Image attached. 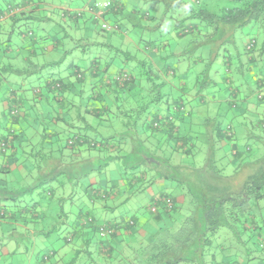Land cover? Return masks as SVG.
Masks as SVG:
<instances>
[{"label": "trees", "instance_id": "obj_1", "mask_svg": "<svg viewBox=\"0 0 264 264\" xmlns=\"http://www.w3.org/2000/svg\"><path fill=\"white\" fill-rule=\"evenodd\" d=\"M5 1L8 7L6 12L0 9V20L8 17L12 24L24 18L31 19L26 16H31L30 8L43 7V0ZM151 1L163 3L170 13L175 11L177 36L192 39L190 44L186 42L181 50H172L169 55L162 56L160 51L166 48L165 42H150L151 49L148 47L146 51L154 52L157 59L171 57L172 60L190 62L187 66L199 69L196 79L203 85L212 83L210 86H216L217 73L231 69L235 60L230 59L232 52L228 48L232 47L236 52L234 57H237L240 52L237 40L242 44L241 38L248 35L251 38L241 48L249 65L248 72H253L254 68L255 58L250 52L256 51V38L262 45L259 55L264 57V0H232L233 6L219 14L209 12L204 6L205 0ZM111 2L107 12L117 14L122 11L117 1ZM15 10L18 14H14ZM58 10L62 20H69L68 23L74 25L98 23L93 17L87 20V14H72L66 8ZM149 13L134 11L141 24L147 23L145 28H149L154 20ZM26 35L19 34L20 38H27ZM251 41L254 45L247 49ZM8 43L0 44L2 71H10L11 75L12 72L24 74L25 71L1 62L2 59L12 60L5 56L13 50V44ZM191 46L200 49L197 57L189 58ZM204 46L209 48L208 60L201 54ZM113 52V58H120L123 64L124 61L134 62L133 67L128 71L123 67L110 74L105 65L96 62L84 71L72 68L74 81L53 75L45 79V96L50 95L53 103L59 105L57 108L49 105L50 116L46 114V108L40 112L31 109L29 112L33 111L34 120L24 122L27 114L22 119L19 114L12 115L16 107L19 112L24 108L23 97L15 91L10 94L9 107L3 116L9 123L0 127V158H14V152L22 147V135L29 128L36 126L34 131L39 134V141L24 157L23 170L32 182L18 183L8 178L3 184L1 175L8 173L0 165L1 243L15 244V255L26 260L33 256L38 264L48 263L64 246H69L76 259L81 254L89 258L94 253L105 258L112 256L115 250L111 249V240L121 227L135 229L134 218L127 222L95 224L91 211L85 212L81 206L71 212L70 207L74 205L77 188L82 189L87 203L93 208L97 202L103 203L105 208L112 207L108 202L117 186L100 189V185L90 178L101 174L110 161L116 160L122 163L124 175L130 174V188H139L141 181L145 186L156 181H163L168 186V192L152 197L148 206V212L157 224L164 221L162 227L149 241L131 246V253L120 257L123 264H240L237 258L245 259L246 264H264V216L258 205L264 198V112H259L263 119L257 124L249 120L248 125H244L246 133L243 136L231 125L222 126L220 117L201 115L198 118L204 119L205 132L198 134L192 131L193 114L183 110L181 95L189 87L186 78L181 84L182 76L172 67L165 73L160 71L152 65L153 59L148 53L130 55L114 48ZM232 67L238 73L235 63ZM211 68L215 69L213 78ZM122 73L129 76L123 83L116 81ZM242 77L246 82L252 79L250 73ZM87 78H90V84L84 83ZM230 82L234 84L231 79ZM263 82L257 81L258 88L263 87ZM170 83H176L180 88L178 101H173V106L169 105V99L174 96ZM80 84L86 85L87 94L80 91L77 95L80 103L73 105L68 99L75 94L74 86ZM232 89L228 104L237 108L239 89L235 86ZM32 91L36 96H43L40 89ZM249 97L251 94L240 101V110L247 111ZM257 99L260 100L259 107H264V97L257 96ZM201 102L198 101L199 106L203 105ZM106 122L109 126L103 132L100 124ZM116 123L122 129H115ZM22 124H27L25 130L21 128ZM198 144L202 145V150H207V156L204 165L195 168L193 158L198 152ZM226 166L228 174H225ZM135 175L140 178L134 184ZM3 193L6 194L4 198ZM150 207L155 211L151 212ZM101 229L111 232L102 235ZM222 229L225 231H220ZM84 230H89L91 235L82 240ZM95 231L97 238L92 239ZM72 237L75 244H71ZM79 239L85 244L83 252L77 247ZM93 244L96 251L89 250ZM68 264L83 263L74 259Z\"/></svg>", "mask_w": 264, "mask_h": 264}, {"label": "rangeland", "instance_id": "obj_2", "mask_svg": "<svg viewBox=\"0 0 264 264\" xmlns=\"http://www.w3.org/2000/svg\"><path fill=\"white\" fill-rule=\"evenodd\" d=\"M99 1L101 0H61L60 2H58V0H54L55 5L69 9V12H72V14H87L89 18H92V16L96 15V13L98 12V9L93 7V2ZM110 1H117L116 3L122 7V11L117 14L107 12L106 10L104 11L107 15L105 14L106 16L102 19V21L110 24L111 27H117L114 30H107L103 32V30L100 28L101 21L97 24L92 23L91 25L90 23H88V26L90 25L91 28L88 34L85 35V32H83V29L81 27L79 30H76L74 28L77 26L78 29L79 23L74 26V24H72L71 22V25L69 24V27L67 28L66 24H64L63 21L68 23L69 20H62V18L59 16V10L51 13H48L47 11H42L43 13L34 12L31 14V16L29 14H26V16H28L27 19L29 17H32L29 20H26V18H24L25 20L17 21L14 24L9 22L6 23L5 29L0 31V38H2V41L3 38H5V44H9L8 42L15 44L12 46L13 51H20L19 48L21 46H18V44H16L18 38H20L19 34H28L26 35L27 41H31L34 38H37V45L34 47L37 57H31L30 60L31 62L35 61L38 65H40V68L44 70V72H39L42 73V75L36 74V72H34L35 70L30 66V62L28 63V61L22 60L21 57L27 56L24 55V51L21 50V56H19V58H14L13 61L9 63L11 64V66L14 64H19V66L21 64H25L22 67H19L20 70L25 71L24 74L12 75L14 81L21 88H23V90L21 92L19 90H16L17 86L14 87L13 90H16V92L19 91L20 95L25 94L27 98L31 99L33 97L32 93H34L35 91H32L31 88L36 90L40 89L43 93V97H48V100L50 101L49 105H56V108L59 107V105L53 103V100L50 99L51 97H49L50 95L45 96V94H47L45 92L44 86L45 79H47V77H50L52 73L64 74V76H68L70 74L71 80L74 81L73 74L71 73L72 69H67V67L71 63H73L75 67H78L81 71H84L88 67L87 63L89 62L90 56L96 57L97 55H99V57L102 58L101 62H103V60L106 61L108 58H113V49L103 46L102 40L105 41L104 43H111V46L114 47V49L128 52L130 55H134L136 54V52H141L143 53V55L148 53V55L151 56L150 58L153 59L151 60L152 65L164 73L167 71V69L172 67V69L175 70V73L179 74L180 70L185 69L187 65L191 64L187 61L182 62L175 59L172 60L171 57H169L168 59L166 58L167 60H162L161 58L157 59L154 57V52H147L148 49L146 51V48L148 47L149 49H151L152 45L150 44V42L155 44H157L158 42H165L164 44H166V48L160 49V51L162 52V56L166 54L169 55L170 51L172 50L178 52L182 49L183 45L186 42H188V44L191 43L190 40L192 38H190L189 36H177L176 33L178 29L174 28L175 20L177 19V13L175 11H172L170 13V11L165 10V6L163 3L151 0ZM5 2V0H0V9L6 12L8 6ZM204 6L209 12L219 14L223 9L232 7L233 3L232 0H205ZM154 8L157 9V11ZM138 10H141L143 13L145 11H149L150 13L148 15L150 17L154 16V20L153 22H150L149 28H145V25H147V23L144 22L141 24V20L138 15L134 14V11ZM14 14H18L16 10L14 11ZM44 17L47 19H44ZM121 17L122 20L123 17L126 19H124L125 24H118V21L121 20ZM87 20L90 21V19ZM242 40L244 41L245 38H243ZM256 41V51L250 52L251 56L253 55L255 58L253 72H248L249 65H247L245 62V57L241 49L242 44L239 40H237V42L239 43V55H237V57H234L236 52L232 47H229L228 50L230 51V53L232 52L230 55V59L235 60L234 63L238 67V73H236L234 67H232L234 65L233 63L231 69L226 71L224 70V73L218 74L219 77H215L218 78L216 80V86H210L212 83L206 85H203V83H199L198 79H196V76L199 73V69L196 66H192L190 72H185L184 75H182V79L186 78L189 84L187 92L183 93L181 96L183 99V110L185 112H190L191 114H193L191 125L192 131L196 133L198 132V134L201 132H205V125H203L204 119L198 118L199 116L202 117L201 115L206 116L210 114V117H213L214 115L216 118L220 117L219 119L222 126H225L227 124L231 125L233 128L235 127L236 131L240 132V134L246 133V128L244 125H248L249 120L256 121L255 123L257 124L258 121L263 119V114H260L259 110L257 109L260 105V100L257 99V96L264 97V82L263 87L260 89L257 86V81H264V57L259 55L262 46L260 43V39L256 38ZM43 48L47 50L51 48L54 49H51L47 55V53H40ZM202 49V56L205 60H208L209 48L207 46H204ZM189 50L190 52H192L189 58L197 57L200 53V49H194L193 46H191ZM9 55L12 56L14 54L10 53ZM113 59H116L118 61L117 63L119 66L121 65V63L123 64L120 58ZM1 62L5 64L8 63L5 59H2ZM124 63L125 64H123V66L127 68V71L134 65V62L131 61H124ZM26 72L28 74H26ZM214 72L215 69L211 68V78L214 77ZM48 73L50 75L46 76ZM247 73H250L252 77L251 81L248 82L243 80L242 77L243 75L246 77ZM167 76H169L168 73ZM52 77H56V75H53ZM222 79H224L226 82H223ZM230 79L233 81V85L231 84ZM248 79L249 78H247V80ZM170 84L172 85L174 96L169 99V105L173 106V103H176L178 101L177 98L179 96V93L177 92V90H179L180 88L177 87L176 83ZM232 86L233 88L235 86L239 89L238 93L236 94L239 99L237 100V108H232L228 104L232 97ZM165 89L166 88H164V90ZM145 90L147 93L148 90L146 88ZM86 91L87 90H85V93ZM249 94H251V97H249L251 109H248L249 113H247V111L244 112L243 109H239V103L241 100H243L245 95L248 96ZM84 95L82 96V98H84ZM199 100L202 101V106L198 105ZM34 107L35 106H33V108ZM262 107L263 106H260L259 108ZM24 113V108L21 110V112H19V107L15 108L14 115L19 114L20 117H22ZM235 114H240V116L234 119L233 116ZM107 126H109L107 122L100 124V127L102 129L104 128L103 132L107 131ZM241 126H243V128ZM114 128L122 129V126L116 123ZM28 134L32 135V132L28 131ZM201 146V144H198L197 148H199V153L197 152L195 157L193 158V164L194 166H196L195 168L202 167L206 161L207 150L205 148L204 150H202ZM227 167L228 166H226L225 174L229 173ZM130 173L133 174V172ZM130 178V174L126 176L124 175L122 163L120 161H110L108 163V166L104 168L101 174L93 175L90 178V181L98 183V185L100 186H97L100 189H105L111 185L117 186L118 189H116L114 194L115 199H112L108 202L109 204L114 205V208L109 207V209L103 210H97L95 207L93 208V205H89L87 203V198L81 192L82 189L77 188V190H74L76 191L74 196V205L70 207V211L73 212L77 207L83 206L85 212L91 211L92 215L95 217V224H111L113 222L121 221L127 222L132 217L134 218L135 222L140 223V225L149 223L150 227L155 229L156 224L152 220V217L148 212V206L151 203L152 197L160 194V192L163 190H159L158 186L152 184L145 186V182L143 183V181H141V184L140 182L138 183L140 185L139 188H130ZM137 178H140V176L135 175L134 184L136 183ZM125 194H129L130 197H128L126 200L124 199L123 201L121 200V198ZM258 205L260 214L264 216V198L258 202ZM142 230L146 231L145 228ZM220 231L224 232L225 230L222 229ZM126 250L128 251V254L131 253L130 249L126 248ZM17 260L19 261L18 264H24L26 258L24 259L23 257L16 256L15 259H11L7 257L4 261H2V264H14V261L17 262ZM237 260L240 264H246L245 259L237 258ZM209 264L216 263L209 262Z\"/></svg>", "mask_w": 264, "mask_h": 264}, {"label": "crops", "instance_id": "obj_3", "mask_svg": "<svg viewBox=\"0 0 264 264\" xmlns=\"http://www.w3.org/2000/svg\"><path fill=\"white\" fill-rule=\"evenodd\" d=\"M60 1L61 0H58V2H60ZM42 4H43L42 9H38V7H35V8H30V10H28V11L31 14L34 13V12H36V13H38V12L39 13H43L42 11H47L48 13H51V12H54V11L62 8L61 6L55 5L54 0H43V3ZM44 19H47V18L44 17ZM88 19H89V17H88ZM124 19L125 18L123 17V20H122V17H121V23H123V24H125L124 21L126 20V19L125 20ZM0 22H1L0 23V31H2V30L5 29L6 23L9 22L8 17H5V18L1 19ZM63 22H64V24H66L67 28L69 27V24L71 25V23H67L65 21H63ZM80 27L83 29V32H85V35H87L88 32H89V30H90V27L88 26V24H81V25L79 24L78 29H77V26L74 27V28L76 30H79ZM244 38H245L244 41L242 40L243 38H241L242 45H245L251 39V38H249V35H248V37L246 36ZM4 39L5 38H3V41H2V38H0V44H2L4 42ZM102 42H103V44H102L103 46L110 47L112 49L114 48V47L111 46V43H109V42L104 43L105 42L104 40H102ZM36 43H37V38H34L31 41H27L26 38H18V41L16 42V44H18V46H21L19 48L20 51H13V50H12V52H10L11 50L8 51V53L5 54V56L6 57H9V59H12V60H8L7 61L8 62L7 64H10L9 62H12L14 58H19V56H21V53L20 52L22 50V51H24V55L27 56V57H21L22 60L23 61H28V63L30 62L29 64L35 70L34 72H36V74H41L42 75V73H39V72H44V70H42L40 68V65H38L35 61L34 62H31V60H30L31 57L32 58L37 57V55L35 53L36 50L34 49V47L37 45ZM13 45H15V44H13ZM51 49L53 50L54 48H51ZM51 49H48L47 50V49H44L43 48L40 51V53L41 54L47 53V55H48V53H49V51ZM10 53H13L14 55L11 56V55H9ZM26 58H28V59H26ZM101 59L102 58H100L99 55H97L96 57L90 56L89 62L87 63L88 64V67H90L91 64L97 62L100 65H105L104 67H107V70H109L108 73H110V74L116 73L119 69H121V68L124 67L122 63L119 66L118 63H117L118 61L116 59L108 58L106 61L103 60V62H101ZM7 64L4 63V65H7ZM108 64H109V66H108ZM1 65H3V64H1ZM23 65H25V64H21L20 66H19V64H17V65L14 64V65H12V68L15 69V70H20L19 67H22ZM74 67H75V65L73 63H71L67 67V69H69V68L72 69ZM1 68H2V66H0V114L3 113V115H0V116H2V118H1L2 120H0V127L1 126L3 127V126H7L8 123H9V121L7 120V118H5L3 116L6 115V109L9 107L8 101H9V98H10V94L12 92H14V91L16 92V90H19L21 92L23 90V88H21L14 81V78L11 75V72L10 71H4V70L2 71ZM186 68H188V69L190 68L191 69L190 66H186ZM186 68L183 69V70H180V72H179V75L180 76H182L185 72L186 73L188 72V69H186ZM12 74H14V73L12 72ZM19 74H21V73H18V75ZM217 74H219V73H217ZM47 75H50V74L48 73ZM51 75H56V76H58L60 78H65L66 80L68 78L69 80H71V78H69V75L70 74L68 76H66V75L64 76V74H53L52 73ZM182 80L183 81L181 82V84L186 82V80H184V79H182ZM84 83L85 84H90V78H87ZM16 86H17V89L16 90H13V88L16 87ZM74 87L75 88H73V87L72 88L74 89L75 94L73 93L74 94L73 97L71 96L72 98L70 97L68 99V101L71 102V104L76 105V104L80 103L79 102L80 101V98L77 97V95H78V93L80 91L85 92L86 85H83V84L81 85L80 84V85H75ZM32 89L33 88H31V90ZM19 91H17V92H19ZM177 92H178V90H177ZM32 95H33V97L31 99L27 98L25 96V94L21 95L23 97V100H24L23 106L26 109L24 115L27 114V116L25 117L26 119L24 120V122L26 121L28 123H31L32 120H34V117L32 116L34 114L33 111L40 112V110L42 108L43 109L46 108V111L48 112V113L46 112V114L48 116H50V114H51V111L49 112V110H48L49 103H50V101L48 100V98L43 97V96H40V95L39 96H36L34 93H32ZM33 106H35V107L33 108ZM31 109L33 111L32 112H29ZM248 109H251V103H250V101H249V104L247 105V113H249L248 112ZM257 109L259 110V112L260 111L262 113L264 112V107L257 108ZM24 115L21 117V119L24 118ZM239 116H240V114H235L233 116V118L236 119ZM20 121H22V120H20ZM24 122H22V123H24ZM241 127L243 128V126H241ZM21 128H23V129L24 128H27V124H22L21 125ZM33 128L35 129L36 126L33 127ZM34 129H30L29 128V130H28V131H31L32 132V135H29L28 134V131H26L25 133H23L22 138H21V140L23 141V142H21V146L22 147L18 149V152H16V151L14 152V154H15L14 158H9V159L5 158V160H3L2 158H0V165H1L2 169L5 172L8 173V174L3 173L1 175V178L4 180V183L3 184H6L8 182L7 181L8 178L11 179L12 181L15 180L18 183H21L23 181H24V183H27L26 181L32 182L31 181L32 179L30 180V179H28L26 177L25 171L23 170V168H24L23 166H25V162H26L24 160V157H26L28 155V152L27 151L32 148V145L36 144L39 141V134H37L34 131ZM245 132H246V130H245ZM239 134H240V132H239ZM35 135H36V137H35ZM240 135L243 136V134H240ZM30 138H31V140H30ZM28 139L30 140V143H28V141H27ZM25 143H28V144H25ZM14 160H17V163H14L13 164L12 161H14ZM152 185L158 186L159 187V190H163V191H167L168 192V189H167L168 186L163 181H156ZM6 187H7V185H6ZM163 191H161V192H163ZM2 196H3L2 198H4V196H6V194L3 193ZM128 197H130V195L129 194H125L121 198V200L124 201V199L126 200ZM0 198H1V195H0ZM110 199L111 200L112 199H115V195L112 196ZM110 205L114 208V205H112V204H110ZM94 207L97 210L108 209V208H105L103 206V203H101V204L95 203L94 204ZM152 220L156 224V228L155 229L152 228V227H150L149 223L140 225V223H138V222H135V224L137 225L135 227V229H133V228L131 229L130 227H126V226L125 227H121V229H119V231L116 233L117 234L116 237L113 238L111 240V242H110L111 249L115 250V251H113L112 256H109V257H106L105 258V257H103L104 255H102V254L100 256H96V254L94 253L93 256L89 258L88 256L81 254L76 259L74 253L69 248V246H64V247L61 248L60 251L57 252L56 257L55 258H52L51 260H49V262L46 263V264H68L71 261H73L74 259H75V262H77V263H83V264H123V262L120 261L121 260L120 257H122V256H125L126 257L128 255V253H127L128 251L126 250V248L130 249L131 246L137 245L139 243H145V241H149V239L151 238V236H153L155 234V231L157 229H159L160 227H162L164 221L157 224L156 221H155V218H152ZM98 224H100V223H98ZM144 228H145L146 231L142 230ZM90 235L91 234H90L89 230H84V235L81 238H82V240H85ZM95 238H97L96 231L93 234L92 239H95ZM79 240L80 241L77 242V247L80 248L82 250V252H83V247H84L85 244L83 243V241H81V239H79ZM71 242H72L71 244H75L74 243L75 241H73V237L71 239ZM36 244H38V241H36ZM39 245H40L39 246L40 248L43 247L41 244H39ZM58 245L60 247L62 246L61 244H58ZM14 249H15V244H12V243H5V244H3V243H1V239H0V251H1L0 252V264H2V261H4L7 257H9L11 259L12 258L15 259V257L17 255H15L13 253V250ZM89 250L90 251H92V250L93 251H96V248L94 247V244H93V248L92 247H89ZM103 259H105V260H103ZM18 262H19L18 260H17V262L14 261V264H18ZM25 264H38V263L34 259V257L31 256V257H29L28 260L25 261Z\"/></svg>", "mask_w": 264, "mask_h": 264}, {"label": "built area", "instance_id": "obj_4", "mask_svg": "<svg viewBox=\"0 0 264 264\" xmlns=\"http://www.w3.org/2000/svg\"><path fill=\"white\" fill-rule=\"evenodd\" d=\"M111 5H112V2L110 0H101L99 2H93V7L98 9V12L96 13V15H93L92 17L94 20L98 21V23L101 21L100 28L103 31L114 30L117 28V27H111L110 24L102 21V16L105 13L104 11L105 10L108 11L111 8ZM253 45L254 43L253 41H251L250 44H248L247 49H251ZM128 80H129V76L126 73H122L121 75L116 77V81L121 82V83L128 81ZM14 114H15V110L12 111V115ZM149 209L151 212L155 211L154 207H150ZM100 232L102 235H108L111 231L101 229Z\"/></svg>", "mask_w": 264, "mask_h": 264}]
</instances>
